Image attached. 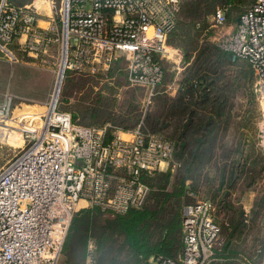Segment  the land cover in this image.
I'll return each instance as SVG.
<instances>
[{
	"label": "built area",
	"instance_id": "2783aa9c",
	"mask_svg": "<svg viewBox=\"0 0 264 264\" xmlns=\"http://www.w3.org/2000/svg\"><path fill=\"white\" fill-rule=\"evenodd\" d=\"M184 1L47 0L50 14L47 25L41 26V15L46 13L35 1L16 5L0 0V52L17 61L15 43L33 58L57 46L62 54L61 78L67 69H108L123 58L130 83L144 87L151 100L161 92L162 60L171 54L168 38ZM226 12L220 5L213 13L216 43L250 64L254 91L264 101V0H254L233 30L224 29ZM54 102L43 111L18 115L13 114L12 99L0 104V138L19 132L25 143L0 170V264H58L78 210L97 207L125 214L143 208L151 194L144 176L170 168L174 160L173 140L145 130L142 122L123 132L127 137L123 133L107 137L105 128L75 121ZM259 127L264 151V111ZM81 200L86 204L77 207ZM214 210L208 199L187 203L181 254L160 257L155 264L215 260L222 239ZM95 247L89 243L86 264H95Z\"/></svg>",
	"mask_w": 264,
	"mask_h": 264
},
{
	"label": "rangeland",
	"instance_id": "374dc122",
	"mask_svg": "<svg viewBox=\"0 0 264 264\" xmlns=\"http://www.w3.org/2000/svg\"><path fill=\"white\" fill-rule=\"evenodd\" d=\"M11 1L16 5L35 1L41 6L40 11L46 13L41 15L40 25H47V15L50 14L47 0ZM253 1L185 0L177 16V28L168 38L171 54H178L181 59H177L175 55V62L170 54L162 60L165 78L161 90L176 74V67H183L184 61H190L188 67L199 62L204 66V71L207 70L210 76L215 77V85L220 90L213 88L205 102H216V98L221 97L219 92L225 90L223 94H226L233 107V117L224 125L225 130L219 131L211 160L204 165L197 187L189 189L181 197L180 203L173 199L165 203L168 209L178 210L181 214L187 203L205 199L214 203V216L221 227L225 254L216 256L210 264H261L264 259V151L259 143L264 101L254 91V71L243 59L232 55L231 61L222 56L215 40L218 30L211 26L213 13L222 5L227 9L228 20L224 29L233 30L240 14ZM19 40L23 43L24 36ZM13 48L18 56L17 61L0 52V104L6 99H12L13 114L43 111L54 100L58 110L70 113L77 122L85 125L102 127L110 123L116 126L111 127L115 132L117 127L132 129L142 122L145 130L162 136L168 137L174 131L175 123H168L171 115L168 111L170 102L166 96L170 94L162 92L150 100L144 87L130 83L123 58L115 59L108 69H67L58 80V73L63 67L59 47L51 46L35 58L27 57L21 50V44L15 43ZM158 128L159 130L154 131ZM112 134L114 133L106 135L112 137ZM122 136L128 135L123 133ZM3 139L5 140L0 138V170L15 159L25 144L19 132L5 134ZM7 141L19 146L10 145ZM246 155L251 158L255 155L256 161L253 165L245 163V170L236 168V184L229 190L219 192L223 164L232 160L235 162L240 157L237 164L241 165ZM179 166L180 163L174 156L170 168L159 172L171 170L174 175L172 182L176 183L180 173ZM149 181L152 180L149 178ZM172 185H167L168 191L173 189ZM154 191L159 193L158 187H151L146 206L155 207L163 200L162 194L158 200L155 199ZM88 208H81L76 213ZM163 216L147 227L148 231L153 232L152 240L159 238ZM114 217L115 215L105 211L93 212L92 216L87 217L88 222L81 237L79 234L73 236V243L70 242L73 238H70V230L58 264H86L91 242L96 246L95 264H155L158 257L137 255L129 247L124 233L116 230L120 222H112ZM85 234L88 239L86 245H83L82 236ZM182 234L181 229L177 233L178 240L171 245L172 257H177L182 252Z\"/></svg>",
	"mask_w": 264,
	"mask_h": 264
},
{
	"label": "trees",
	"instance_id": "16d2710c",
	"mask_svg": "<svg viewBox=\"0 0 264 264\" xmlns=\"http://www.w3.org/2000/svg\"><path fill=\"white\" fill-rule=\"evenodd\" d=\"M251 3L249 5H251ZM219 49L224 58L231 61L233 60L232 53L221 48ZM198 63L199 62H194V64L192 63V65L187 68L186 76L178 95L171 99L168 98L170 102L168 111L169 115H171L168 119V123H175L174 131L170 133L168 138L175 143V156L180 163L178 168V170L180 169V173H178L177 182H172L174 175L171 170L159 172L153 176H144V180L150 187L153 188L154 186L159 189V193H157V191L153 193L155 199L158 200L160 194L164 195L161 203L157 204L155 207L145 205L141 209H131L125 214H113L108 212L115 215L114 219H112L113 221L111 220L112 222H120V226H117L116 230L124 233L126 237L125 240L129 247L135 251L137 255L143 257H172L170 255L171 245L178 240L177 233H179V231L181 232L182 229L183 214L178 210L173 211L168 209L165 203L169 199H173L180 203L181 197L185 196L189 189L197 187L199 182L198 178L202 174L204 165L211 160L213 147L218 139L219 131H224V125L227 122L229 123L233 117V107L226 94H223L225 90L222 89V93L219 92L221 97L216 98V102H205V99L209 98L211 95L212 89L215 88L219 90V86L215 85V77L210 76L207 70L204 71V66ZM248 66L253 71L249 63ZM157 130H159V128L154 129V131ZM109 134L111 133L109 132ZM109 136L107 135V137ZM239 151L241 152V150ZM242 161L244 162L238 165L237 163L240 162V157H238L235 162L232 160L230 163L227 161L226 164H223L219 177V192L221 190H229V188L236 184L237 170L235 169L240 167V169L245 170V163H252L253 165L256 161L255 155H253L252 158L246 155ZM176 175L177 173L175 177ZM149 178L152 181L148 182ZM170 183L173 184V189L168 191L167 185ZM98 210L100 209L92 207L75 213L69 229V232L71 230L70 234H72L70 238L77 234L81 237V234H83L85 230L84 226L87 224L86 222H88L87 217L90 215L92 216V213ZM161 214L165 215L163 216ZM161 216H163V224L159 230V238L152 240L153 232L148 231L147 227L150 226L153 221L161 219ZM73 239L74 237L72 240L70 239L71 243H73ZM87 239V234L82 236L83 245H86ZM224 246L225 245H222L216 252V256L221 257L225 254Z\"/></svg>",
	"mask_w": 264,
	"mask_h": 264
},
{
	"label": "crops",
	"instance_id": "0c3cea01",
	"mask_svg": "<svg viewBox=\"0 0 264 264\" xmlns=\"http://www.w3.org/2000/svg\"><path fill=\"white\" fill-rule=\"evenodd\" d=\"M237 22L234 25L235 27L237 25ZM171 55H172L173 61H175V59H174L175 55H177V59L178 58L181 59V56L178 55V54H173L172 53ZM189 65H190V61L186 60L183 63V67H176L177 68L176 74L174 73V76H173L172 80L163 87V90H161L160 93L166 92V93L170 94V95L166 96L169 99L174 98L175 96H177L179 91H180V89L182 88V84H183L184 78L186 76V71H187L186 68H188ZM111 127H116V126H112L110 123H106V124H104L102 126V128L106 129V134H108L109 132L110 133H114V134H121V133H123L125 131H128L130 129V128H118L117 127L116 131L114 132V129H111ZM114 134H112V135H114Z\"/></svg>",
	"mask_w": 264,
	"mask_h": 264
},
{
	"label": "bare ground",
	"instance_id": "6f19581e",
	"mask_svg": "<svg viewBox=\"0 0 264 264\" xmlns=\"http://www.w3.org/2000/svg\"><path fill=\"white\" fill-rule=\"evenodd\" d=\"M60 78H61V75H59V77H58V80H60ZM54 101V100H53ZM9 137H7V139H8ZM6 139V138H5ZM84 205V201H80L79 203H78V205H77V207H81V206H83Z\"/></svg>",
	"mask_w": 264,
	"mask_h": 264
}]
</instances>
